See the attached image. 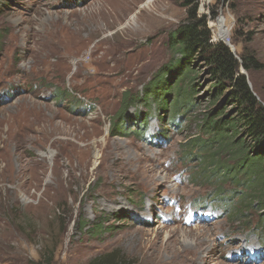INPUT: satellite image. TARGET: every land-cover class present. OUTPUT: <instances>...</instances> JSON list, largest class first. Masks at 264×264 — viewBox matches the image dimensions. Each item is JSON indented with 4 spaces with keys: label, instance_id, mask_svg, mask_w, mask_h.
I'll list each match as a JSON object with an SVG mask.
<instances>
[{
    "label": "rangeland",
    "instance_id": "374dc122",
    "mask_svg": "<svg viewBox=\"0 0 264 264\" xmlns=\"http://www.w3.org/2000/svg\"><path fill=\"white\" fill-rule=\"evenodd\" d=\"M149 1L0 0V264H264V159L240 158L255 145L243 129L206 128L225 95L205 61L160 112L146 86L180 63L171 33L188 12ZM198 3L264 103V0Z\"/></svg>",
    "mask_w": 264,
    "mask_h": 264
},
{
    "label": "trees",
    "instance_id": "16d2710c",
    "mask_svg": "<svg viewBox=\"0 0 264 264\" xmlns=\"http://www.w3.org/2000/svg\"><path fill=\"white\" fill-rule=\"evenodd\" d=\"M177 1L181 3V6L186 7L188 12L186 20L180 23L171 33L170 46L180 53V63L176 65L177 60H175L173 63L169 62L164 68L160 69L147 84V94L156 97L157 102L160 104V112L162 110L165 112L169 108L167 101L171 94L176 93V88L178 89L179 84L184 78L193 74L195 68L193 66L194 61L196 59L205 61L209 66L213 81L211 90L213 99L216 101L225 95V105L222 109H216L212 115L209 114L206 128L216 131L218 138H223L227 132L243 129L248 136L254 139L255 145L251 147L252 150L250 151L243 144L236 148V152L241 154L240 158L245 162L246 159H250L254 147V152L257 154V157L253 156L254 159L262 161L264 159V155L261 152L264 151V103L250 86L246 76L239 74L241 62L231 50L224 43L212 42V31L208 27L206 18L198 16V0ZM242 59V64L246 69L252 70L261 66L251 55H243ZM180 71H182L181 74L178 73ZM177 75L180 76L176 78L172 86L170 83L171 79L169 78L175 79ZM163 99L164 102H162ZM180 100L181 98L177 96L173 103V107L177 112L183 107ZM229 101L234 103L235 109V115L231 117L229 114H224ZM216 143L218 144V148H215L216 150L210 156V159L217 162V155L225 150L230 151L231 148L227 141ZM197 144L202 148L206 147V150L213 148L209 143L202 144L199 140ZM194 145L196 146V143ZM206 159L208 160V157L203 159L204 163H206ZM211 164L215 163L213 162L209 165ZM218 169H221L220 173L221 171L227 173L230 171V168L225 167L223 164H219ZM226 177H228V174L223 176V178ZM84 226H86V223L83 224ZM94 227L99 228L100 226ZM116 258L115 252H111L104 254L98 260L95 259L89 264H115Z\"/></svg>",
    "mask_w": 264,
    "mask_h": 264
},
{
    "label": "bare ground",
    "instance_id": "6f19581e",
    "mask_svg": "<svg viewBox=\"0 0 264 264\" xmlns=\"http://www.w3.org/2000/svg\"><path fill=\"white\" fill-rule=\"evenodd\" d=\"M149 2H151V0L149 1ZM220 31L221 32H223V30L222 29H220ZM98 155V154H97ZM199 234V233H198ZM203 234V233H202ZM200 236H202V235H200ZM199 238V237H198ZM239 243V242H238ZM251 247V246H250ZM239 261V260H238Z\"/></svg>",
    "mask_w": 264,
    "mask_h": 264
}]
</instances>
